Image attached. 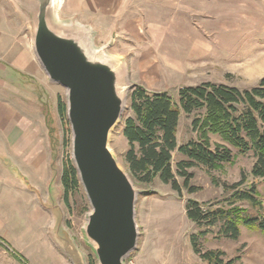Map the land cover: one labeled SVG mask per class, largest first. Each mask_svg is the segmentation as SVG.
<instances>
[{
  "label": "rangeland",
  "instance_id": "374dc122",
  "mask_svg": "<svg viewBox=\"0 0 264 264\" xmlns=\"http://www.w3.org/2000/svg\"><path fill=\"white\" fill-rule=\"evenodd\" d=\"M87 1L55 0L56 20L89 33L94 50L107 48L106 55L127 69L131 87L168 93L177 101L185 87L211 82L247 89L264 77V0H117L116 13H105L109 0H89L90 9L84 8ZM32 31V18L18 1L0 0V132L12 140L0 141V151L2 145L9 148L5 152L14 149L8 159L19 183L0 180V264H74L71 248L79 252L78 264H90L97 259L84 235L91 212L85 191L72 197L70 208L63 201L61 176L65 161L72 159V130L59 114L58 100L67 103V90L52 83L41 67ZM126 106L109 147L128 173L123 130L132 116L129 98ZM193 117L181 116L180 145L196 139ZM232 151L234 163L220 171L190 170L192 185L200 189L193 195L183 190L179 197L159 179L149 186L133 181L142 193L136 204L140 236L131 259L137 264H206L192 250L190 237L199 230L185 206L189 199L224 201L229 196L216 183L231 185L242 173L250 174L253 154ZM182 159L174 153V170ZM178 182L183 184L181 178ZM256 183L264 205V181ZM203 248L221 250L227 259L240 257L238 264H264V235L257 231L242 228L233 241L221 238L215 228Z\"/></svg>",
  "mask_w": 264,
  "mask_h": 264
},
{
  "label": "trees",
  "instance_id": "16d2710c",
  "mask_svg": "<svg viewBox=\"0 0 264 264\" xmlns=\"http://www.w3.org/2000/svg\"><path fill=\"white\" fill-rule=\"evenodd\" d=\"M59 114L67 124V103L58 100ZM132 116L124 124L123 136L128 143L124 161L128 173L138 186H149L159 179L182 197L183 190L193 195L200 189L193 186L196 167L208 172L222 170L234 163L233 149L240 154L252 153L254 164L241 180L217 186L228 198L221 202H186V216L197 229L190 237L195 255L206 264H238L240 257L227 259L221 250H204L203 241L218 228L221 238L239 240L242 228L264 235V205L260 201L257 180L264 181V77L253 87L240 89L211 82L179 90L178 100L168 93H149L133 86L129 94ZM182 114L194 116L193 139L180 145L178 130ZM182 156L173 169V155ZM249 177L255 181L250 183ZM178 178L183 180L181 185ZM61 184L67 208L72 197L82 188L71 158L63 167ZM0 244H4L0 239ZM16 257L24 261L21 257ZM90 264H97L92 258Z\"/></svg>",
  "mask_w": 264,
  "mask_h": 264
},
{
  "label": "water",
  "instance_id": "95a60500",
  "mask_svg": "<svg viewBox=\"0 0 264 264\" xmlns=\"http://www.w3.org/2000/svg\"><path fill=\"white\" fill-rule=\"evenodd\" d=\"M16 1L32 18L41 67L52 83L67 90L72 160L91 207L86 241L98 264H125L138 248L136 204L142 192L120 166L109 140L127 110L132 89L127 69L106 55L107 48L94 50L89 33L59 23L55 0ZM70 255L74 264L80 263L77 250L71 248Z\"/></svg>",
  "mask_w": 264,
  "mask_h": 264
},
{
  "label": "crops",
  "instance_id": "0c3cea01",
  "mask_svg": "<svg viewBox=\"0 0 264 264\" xmlns=\"http://www.w3.org/2000/svg\"><path fill=\"white\" fill-rule=\"evenodd\" d=\"M100 2H101V0L98 1L99 4H100ZM90 3H91V1H89V0L87 2H85V4H83V5H86V7H84V8L90 9ZM102 4H105V1L102 0ZM120 4L121 3H118L117 0H109L108 4L106 6L109 10H107V9L104 10L105 13H116L117 12V8L120 6ZM91 11L93 13L96 12V11H93V10H91ZM2 120L3 119L0 118V124L2 123ZM9 140L12 141L10 139V137H8V135L6 133H3V131H1L0 132V141H6L7 142ZM5 149H9L8 146L7 145H2L1 146V151H0V176H1L0 180L3 183H11V184L13 182L14 183H18V182H16V179L14 178V176L12 174V172L14 171L13 170V165H12L13 162H12L11 159L10 160L8 159V154L10 152H12V156L14 155V152H13L14 149H10V152L9 151L5 152L4 151ZM21 151L22 152L19 153L20 156H22L23 153H24V150H21ZM10 168H12V169L10 170Z\"/></svg>",
  "mask_w": 264,
  "mask_h": 264
},
{
  "label": "built area",
  "instance_id": "2783aa9c",
  "mask_svg": "<svg viewBox=\"0 0 264 264\" xmlns=\"http://www.w3.org/2000/svg\"><path fill=\"white\" fill-rule=\"evenodd\" d=\"M125 264H137V262L135 260L131 259V257H130L126 260Z\"/></svg>",
  "mask_w": 264,
  "mask_h": 264
}]
</instances>
